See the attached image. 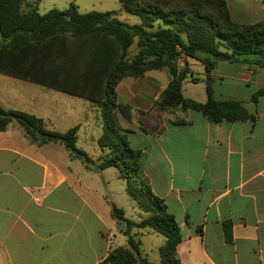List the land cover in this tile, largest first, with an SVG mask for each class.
Segmentation results:
<instances>
[{
  "label": "crops",
  "instance_id": "crops-1",
  "mask_svg": "<svg viewBox=\"0 0 264 264\" xmlns=\"http://www.w3.org/2000/svg\"><path fill=\"white\" fill-rule=\"evenodd\" d=\"M225 1L233 21H264V0ZM71 2L82 13L117 10L121 21L141 22L138 16L121 10L120 0H41L39 11L66 9ZM178 63L183 66L184 58ZM189 67L192 74L184 80L183 94L205 102V65L190 60ZM192 77L200 80L194 82ZM212 77L214 97L241 101L257 115L255 124L251 120L216 123L200 111L176 109L163 116L162 133L144 132L138 114L152 110L169 85L168 68L121 79L117 100L132 106L133 117L130 120L117 113L118 123L130 145L142 151V169L153 192L165 200L178 222L180 264H264V95L257 104L252 99L256 91L264 89V66L223 61ZM41 86L51 92L24 100L22 110L43 118L48 129L58 132L72 128L58 126H65L67 118L73 117V127H79L78 139L82 133L88 148L93 149L88 154L97 161L103 154L94 149L103 132L99 104L81 97L85 99L82 104L72 101L67 105L60 100L62 93ZM175 116H185L190 122L176 124L172 122ZM39 148L18 138L13 124L0 131V264H99L112 249L127 246L122 231L125 225H118L113 208L90 207L79 198L69 176L40 157ZM36 192L42 195L38 197ZM226 223L230 224L231 241ZM135 232L140 235L142 255L152 264H162L161 255L152 260L142 248L143 237L157 232ZM164 243L165 237L156 245L159 254Z\"/></svg>",
  "mask_w": 264,
  "mask_h": 264
},
{
  "label": "trees",
  "instance_id": "trees-1",
  "mask_svg": "<svg viewBox=\"0 0 264 264\" xmlns=\"http://www.w3.org/2000/svg\"><path fill=\"white\" fill-rule=\"evenodd\" d=\"M40 1L0 0V72L98 103L103 122L98 145L104 154L98 158L97 169L117 167L128 195L148 214L137 222L113 205V216L125 225L122 231L128 245L112 249L99 264H152L142 255L140 235L135 232L147 229L165 237L159 248L162 264H180V227L165 200L153 192L142 169V151L130 145L118 123L117 113L131 120L133 108L118 102L117 85L126 76L169 69L171 81L152 110L138 114L142 130L153 135L164 131L163 116L176 109L200 111L216 123L251 120L255 124L257 115L241 101L214 97L212 71L223 61L264 66V21H233L225 0H120L122 11L140 18L137 24L121 21L117 10L82 13L74 2L66 9L41 13ZM135 43L138 50L129 58ZM181 58L183 66L178 63ZM190 60L205 65V102L183 94L184 80L192 74ZM262 95L264 89L256 91L253 102L257 104ZM14 121L23 126L31 142H62L73 156L94 162L77 146L78 126L53 131L43 118L0 104V131ZM172 122L190 120L175 116ZM225 231L231 241L230 224L226 223Z\"/></svg>",
  "mask_w": 264,
  "mask_h": 264
},
{
  "label": "rangeland",
  "instance_id": "rangeland-1",
  "mask_svg": "<svg viewBox=\"0 0 264 264\" xmlns=\"http://www.w3.org/2000/svg\"><path fill=\"white\" fill-rule=\"evenodd\" d=\"M44 5H42V8ZM46 13V12H45ZM133 18H138L133 16ZM138 48L136 43L131 48V53L129 58L133 57V54L137 52ZM51 89V88H50ZM60 92L64 96L60 100L67 102L70 105L72 101H78L82 104L85 99L77 97L75 95H70L69 93ZM51 92L49 90H42V86L35 84L27 79L15 77L0 72V104L7 109H18L22 110L25 107L23 102L37 95L39 93ZM62 119L61 116H58ZM73 117H68L65 126H58L61 130H67L69 127H73L74 120ZM14 126V131L18 138L23 140L27 139L25 129L17 121L12 122ZM90 135L97 133L90 131ZM33 143V142H32ZM49 143V144H48ZM43 145H38V154L40 157L43 156L44 160L48 159L52 161L55 165L59 167L64 173L69 176V182L74 185L75 191L78 193L79 198L86 201V203L92 208H113L116 205L122 208L125 212V216L129 219L139 222L141 219L148 216V214L140 209L138 203L132 199L126 190V182L119 176V169L117 167H110L105 172L103 170L97 169L99 159L94 162L86 163L82 158L75 157L73 154L65 147L62 142H48ZM77 146L86 152L93 151L92 148H88L87 143L83 140L82 133H79V139ZM98 153L102 152L99 146L94 148ZM104 154V151H103ZM42 159V158H41ZM37 196L42 194L36 192ZM76 195L73 194L72 198ZM71 199V198H70ZM74 206L76 205L73 201ZM80 204V201H79ZM81 206L78 205V208ZM118 222V221H117ZM122 224L118 223V225ZM124 224V223H123ZM134 228L133 230H135ZM164 241V236L159 233H153L152 235H147L143 237V246L149 252V256L152 260L159 259L160 254L156 250L158 246ZM127 245V243H125Z\"/></svg>",
  "mask_w": 264,
  "mask_h": 264
}]
</instances>
